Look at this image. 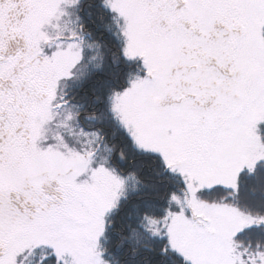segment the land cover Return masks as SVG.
<instances>
[{
	"label": "snow or ice",
	"instance_id": "1",
	"mask_svg": "<svg viewBox=\"0 0 264 264\" xmlns=\"http://www.w3.org/2000/svg\"><path fill=\"white\" fill-rule=\"evenodd\" d=\"M0 264H264V0H0Z\"/></svg>",
	"mask_w": 264,
	"mask_h": 264
}]
</instances>
